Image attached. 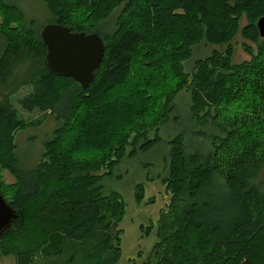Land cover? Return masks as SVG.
<instances>
[{
	"label": "trees",
	"instance_id": "trees-1",
	"mask_svg": "<svg viewBox=\"0 0 264 264\" xmlns=\"http://www.w3.org/2000/svg\"><path fill=\"white\" fill-rule=\"evenodd\" d=\"M33 1L43 25L0 0V80L25 51L37 57L25 80L34 88L16 101L58 124L23 167L15 135L29 123L0 103V167L16 177L0 179V191L24 217L0 236V254L17 264H120L127 200L103 178L162 141V127L182 120L180 103L191 123L169 136L158 177L171 200L153 247L127 264H264V0ZM51 21L106 41L88 86L46 67L41 32ZM238 34L249 57L235 60ZM199 47L207 52L197 56ZM136 186L145 200V184Z\"/></svg>",
	"mask_w": 264,
	"mask_h": 264
},
{
	"label": "rangeland",
	"instance_id": "rangeland-1",
	"mask_svg": "<svg viewBox=\"0 0 264 264\" xmlns=\"http://www.w3.org/2000/svg\"><path fill=\"white\" fill-rule=\"evenodd\" d=\"M10 1V0H9ZM17 3L31 18H38V22L43 25L49 19L44 12V8H39L42 4L33 0H11ZM43 6V5H42ZM1 17V16H0ZM263 17V16H262ZM1 19V18H0ZM107 30L112 29L109 24L103 26ZM241 36L234 39L235 44V60L248 58L247 51L240 43ZM207 52L204 47H199L196 50V55ZM22 54V58L17 59L13 63L11 72L5 78L0 80V103L4 100H9L17 107L19 115L29 126L19 128L16 132L17 151L19 163L23 167H30L37 161L42 152V144L44 138L52 133L55 125L58 124V117L54 116L48 110L35 107L27 109L22 106L16 99L18 96H23L34 88L33 81H25L27 74L31 71L30 68L34 64L33 54ZM126 85V84H125ZM128 88V87H126ZM128 101V99H126ZM130 101V98H129ZM180 102V101H179ZM147 105V103H146ZM179 110L181 111V118L179 122L174 124H167L160 130L161 136H164L162 141L153 144L148 149H136L133 155H127L123 158L110 175L103 178V183L106 187L117 188L127 200L125 216L121 221V225L125 227L123 233V256L120 259V264H127L130 257L134 258L140 253L148 251L153 247L154 242L157 240V223L162 208L168 200H171L170 194L167 192L165 183L159 180V175L162 172V162L170 147L168 139L169 136L175 132V129L188 127L191 123L190 117H187V105L180 104ZM149 107V103H148ZM132 109V108H131ZM130 109V110H131ZM258 181L264 189V162L260 166ZM0 179L6 180L10 183L14 182L16 177L6 167H0ZM138 181H143L145 184V200L139 201L135 197V189ZM220 192H217V195ZM151 196L154 197L151 200ZM219 201H222L226 195H218ZM213 198L211 197V200ZM215 200V199H214ZM16 257L12 253L0 254V264H17ZM34 264H50L48 259L38 257Z\"/></svg>",
	"mask_w": 264,
	"mask_h": 264
},
{
	"label": "water",
	"instance_id": "water-1",
	"mask_svg": "<svg viewBox=\"0 0 264 264\" xmlns=\"http://www.w3.org/2000/svg\"><path fill=\"white\" fill-rule=\"evenodd\" d=\"M257 22L264 35V16ZM41 36L47 47L44 62L48 69L59 75H72L84 86L92 82L95 69L100 67L106 55V41L98 30L73 31L67 25L51 21L43 26ZM23 218V210L10 204L0 191V236L6 230L19 226Z\"/></svg>",
	"mask_w": 264,
	"mask_h": 264
}]
</instances>
